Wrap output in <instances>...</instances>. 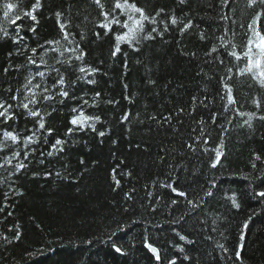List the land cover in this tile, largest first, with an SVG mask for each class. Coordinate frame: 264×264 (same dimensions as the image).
<instances>
[{"label": "trees", "instance_id": "trees-1", "mask_svg": "<svg viewBox=\"0 0 264 264\" xmlns=\"http://www.w3.org/2000/svg\"><path fill=\"white\" fill-rule=\"evenodd\" d=\"M13 2L20 3L22 8L28 4V0H13ZM59 2L60 0H56V3ZM48 3L51 5L52 0H48ZM89 3H78L71 8L70 18L77 32L87 34L92 27L88 21H83L85 15L92 13ZM138 3L148 10L165 4L174 7L172 0H138ZM224 11L236 21V24L232 25L236 34L233 36L229 33L227 39L240 44L243 30L239 29L238 25L247 22L251 10L247 9L246 0H234L233 11L229 12L228 9ZM94 15V13L88 15V20L91 21ZM213 18L216 19L215 23H212V18L206 17L207 23L201 24V29L211 23L212 30L218 31L220 23L225 27L230 24V21H219L215 13ZM41 22L44 24L40 29L42 36L50 39L59 38L55 35L53 20L42 19ZM82 23L86 26H81ZM0 27L10 31L14 27L3 18L2 9H0ZM88 39L92 40L93 37L89 34ZM110 40V37L101 35L90 44L85 41L84 47L89 53L86 61L100 67L101 73L95 77L97 84L84 86L83 93L77 91V95H83L84 99L89 101L85 106L86 114L101 116L102 122L96 127L98 131H105L106 135L99 137L89 130L65 137L64 134L70 126L68 120L72 115L70 107L76 102L70 101L67 106H60L58 101L52 102L48 111L51 112L52 107L57 108V111L47 118V123L54 129L53 137L59 136L68 141L64 152L54 153L51 157L45 156L43 165L39 163L41 159L39 153L30 155L31 162L26 161L29 164L28 169L19 179L9 177L11 168L7 170L0 168V206H4L5 203L9 205L4 213H0V235L11 236L7 229L17 224L22 232V239L12 245L0 240V264H58L77 247L82 252L88 250L89 253H94L91 255L92 264H96L97 260L99 264H155L151 254L143 247L145 229L150 243L172 254L174 250L167 246V242L174 239L180 244L184 242L174 237L171 231L173 225L170 221L180 214V210H185L186 201L184 198H179L180 209L174 211L176 206L169 205L170 200L176 197L172 194L163 196L167 190L158 186L153 187L154 181L165 179L163 174L176 175L169 173L167 165L161 163V157H164L169 164L179 161L182 166L177 173L181 177L180 188L189 193L190 199L198 200L204 197V190L210 187V181L215 178L217 188L211 189L215 196L205 198L207 206L199 213L200 218L207 222V231L204 235H212L223 243L225 240L219 235L223 232L227 236L230 249L239 243L246 244V249L242 252L245 258L244 264H264V199L256 198L252 194L253 190H264V184L261 183L264 180V164L257 162L258 168L261 169L258 173L253 172L250 166L252 152L264 150V139H262L264 124L254 121L252 129L247 125L240 127L247 118L244 117L236 118L231 125L223 119L216 125L211 124L210 121L203 125L206 133H210L209 147H215L220 142L221 124L229 129L224 139L223 151L226 158L222 157V167L210 168L209 155L202 153L199 145L196 153H191L186 147L181 146L185 142H191L189 136L198 135L191 132L192 128H197L195 121L201 117L208 121L209 112L219 108L220 102L214 103L210 109L197 105L198 111L192 112L193 96L203 99L202 92L207 88L209 99H215L216 92L212 84H207L203 74L196 75L199 68L204 67L202 60L194 61L190 55L180 54L182 48L185 53L196 52L198 57L211 59L204 57L209 45L202 44L198 35L193 32H189L186 36L179 33L167 34L168 44L157 45L158 52L167 53L163 57V67L161 60L149 65L155 72L158 86L153 87L151 91H145L146 86L142 78L146 75V69L137 62L139 58L129 49V67L124 69L122 58L113 59L109 55ZM29 44L35 46L32 41H29ZM12 48L10 42L0 39V91L18 86L16 81L20 77L19 72H11L8 75L2 72L3 67L8 64L6 54ZM39 54L44 55L48 64L59 67L56 59L53 58L55 54L51 52ZM14 63H23V60L16 58ZM213 71L217 75L222 74L221 69L215 64L205 67L207 76H212ZM104 72L107 75H104ZM48 83L50 85L51 80ZM125 83L129 85L127 91L123 87ZM235 88L239 93L247 91L240 82L235 84ZM97 91L101 96L94 104ZM129 92L133 94L134 102L124 99ZM109 100L118 103L109 104L107 103ZM181 107L185 108L186 113L191 112L195 119L182 114L180 119H183L184 123L183 125L178 123L177 113ZM242 110L253 109L251 106H246ZM125 112H131L130 122L121 124L119 121ZM169 115L173 117L171 126L163 123V117ZM151 116H156L157 120L153 121L150 119ZM18 126H25L23 118ZM27 127H32V124L28 123ZM113 140L117 141L115 145L112 143ZM42 150L46 153L49 149L44 147ZM176 153L181 155L178 156ZM6 154L10 153L0 152V158ZM81 157L85 161L84 164L79 163ZM122 159L124 164L120 163ZM113 168H117L118 173L132 172L131 176H117L122 186L116 191L112 190ZM45 172L51 175L45 177ZM57 172L61 175L56 176ZM247 173L260 177L255 180L251 189L249 181L243 179V175ZM13 180L15 181L13 188L22 192V196L9 192V184ZM73 180L77 183H72ZM132 188L136 189L133 194L134 200L125 201L124 193ZM148 191H152L154 195L159 193L163 197L155 204L157 209L155 213L144 211V208L152 203L147 197ZM5 192H9L8 202L3 198ZM233 192L241 201L242 206L239 211L232 208L230 201L227 200V196ZM126 207L134 208V213L125 215L122 210ZM8 211L13 213L11 217H6ZM253 213L255 215H252ZM250 215L252 220L249 222L245 241L242 242L241 228ZM129 216L141 223L129 226ZM213 220H216L215 225L212 224ZM114 221H122L125 231H118ZM196 222L195 217L188 220V231H191L190 226ZM212 227H216L218 231L211 232ZM113 231L117 232L113 239L128 250L129 254L126 258L110 252L104 243ZM88 240H92L93 244H86ZM196 248L198 251L190 254L198 257V264H217V262L231 264L222 258L223 254L218 249L213 251L212 241L201 238ZM28 251L33 255H27Z\"/></svg>", "mask_w": 264, "mask_h": 264}, {"label": "snow or ice", "instance_id": "snow-or-ice-1", "mask_svg": "<svg viewBox=\"0 0 264 264\" xmlns=\"http://www.w3.org/2000/svg\"><path fill=\"white\" fill-rule=\"evenodd\" d=\"M78 3H89V0H60L59 3L52 0L51 5H49L48 0H28V4L24 5L23 8L20 3L13 2V0L0 2L3 18L14 26L11 31L5 27H0V39L10 42L13 46L12 50L6 54L8 64L3 67L2 72L4 75L11 72L20 73V77L16 81L18 85L16 88L8 87L4 91H0V152L10 153L0 158L2 160L0 168L6 170L11 168L9 177L19 179L20 175L28 169L29 164L26 161L31 162L30 155L32 154L39 153V157H41L39 163L43 165L45 156L51 157L54 153L64 152L68 141L59 136L53 137L54 129L47 123V118H50L57 111L55 107H52L51 112L48 111L52 102L58 101L60 106H67L70 101L76 102L70 107L72 115L68 120L70 126L64 134L65 137L89 130L99 137L106 135L105 131H98L96 127L102 122L101 116L86 114L85 106L88 105L89 101L84 99L83 95H77V91L83 93L84 86L97 84L95 77L101 73V68L86 61L89 53L85 50L84 44L85 41L89 44L92 43L101 35L111 38L109 55L113 59L122 58L124 69L129 67V49L132 54L139 58L137 62L146 69V75L142 78L146 86L145 91H151L153 87L158 86L155 72L149 65L156 60H161V67H163V57L167 53L158 52L157 45L166 46L168 44L167 34L179 33L186 36L189 32H193L198 35L202 44L209 45L204 57L211 59L198 57L196 52L185 53L182 48L180 54L190 55L194 61L202 60L204 67H200L196 75L201 76L203 74L207 84H212L216 92L215 99H209L207 88L202 92L203 99L193 96L191 100L192 112L198 111L197 105L203 106L204 109H210L214 103L220 102L219 108L209 112L208 121L202 117L195 121L197 128H192L191 132L198 133V135L189 136L188 139L191 142H185L181 146L182 148L186 147L191 153H196L197 145H199L200 151L209 155L210 168L222 167V157H225L224 139L229 133V129L221 124L220 142L215 147H209L210 133H206L203 125L209 121L216 125L221 119L231 125L236 118L244 117L247 118L244 119L240 127L247 125L249 129H252L254 121L264 124V0H246V7L251 10V14L246 23L238 25V28L243 30L240 44L227 39L229 33L235 36L236 33L232 25H235L236 21L232 20L224 9L232 12L234 0H203V2L202 0H172L174 7L165 4L154 6L151 10L140 6L138 0H90L89 7L95 15L91 21L88 20V15L92 13L83 17V21H88L92 25L87 34L77 32L76 26L70 18L71 8ZM213 13L216 14L219 21H230V24L225 27L223 23H220L218 31L212 30L211 23H208L206 28L201 29L200 25L207 23L206 17L212 18V23L216 22ZM42 19L54 21L55 35L59 37L58 39L42 36L40 31L44 27L41 22ZM81 26L86 25L82 23ZM89 34L93 37L92 40L88 39ZM29 41H32L35 46H30ZM176 43L182 42L176 41ZM41 52L55 54L53 58L56 59L59 67L48 64L44 55L39 54ZM16 58H22L23 63H14ZM101 63L104 62L101 61ZM213 64L221 69L222 74L217 75L213 71L212 76H207L205 67ZM103 74L107 75L106 72ZM124 74L127 75V73ZM49 80H51L50 85ZM237 82L245 86L247 91L239 93L235 88ZM123 87L126 91L129 89L127 83ZM100 96V92H95L94 104ZM124 99L134 102L131 92L124 96ZM107 103L116 104L118 101L109 100ZM246 106H251L253 110L243 111L242 109ZM182 114L195 119L191 112L186 113L185 108L181 107L177 113L178 123L181 125L184 123L183 119H180ZM130 116L131 112H125L119 122L121 124L126 121L130 122ZM21 118L25 121L24 127L18 126ZM150 119L157 120L156 116H151ZM172 119L171 115L163 117V123L171 126ZM157 122L159 123V121ZM28 123H31L32 127H27ZM50 137L53 139L50 140ZM84 143L86 144L87 141ZM112 143L115 145L117 141L113 140ZM44 147L49 149L46 153L42 150ZM176 155L180 156L181 153H176ZM257 162L264 164V150L261 152L253 151L250 156L251 169L256 173L261 171ZM79 163H85L83 157L80 158ZM120 163L124 164V160L122 159ZM161 163L167 165L169 173L176 175L163 174L165 179H157L153 182V187L158 186L167 190L163 196L172 194L176 197L170 200L169 205L176 206L174 211L180 209L179 198H184L186 201L185 210H180V214L170 221V224L173 225L171 231L174 233V237L184 243L180 244L175 239L168 241L167 246L174 250L172 254H169L163 248L149 242L147 229H145L143 247L151 254L155 264H178V262L179 264H185V262L198 264V257H193L190 253L198 251L196 245L199 244L201 238L212 241L213 251L218 249L226 261L231 262V264H244L245 258L242 256V252L246 249L245 243H239L230 249L227 244V236L223 232L219 233L225 240L223 243L216 240L212 235H204V232L207 231V222L200 218L199 213L203 212L207 206L205 198H214L215 196L211 190L217 188L215 178L210 181V187L204 190V197L198 200L190 199L189 193L180 188L181 177L177 173L182 166L179 161L169 164L164 157H161ZM117 168L111 170L113 191L122 186L121 180L117 178L118 175H132L130 171L118 173ZM44 175L47 177L51 173L45 172ZM60 175L59 172L56 173V176ZM243 179L249 181V188L251 189L252 184L260 177L247 173L243 175ZM14 183L13 180L9 184V192L13 195L22 196V192L13 188ZM72 183H77V181L73 180ZM261 183L264 184V180ZM135 191L136 189L132 188L125 192L124 200L133 201ZM9 192L3 193L6 202L10 199ZM252 194L256 198L264 199V190H253ZM147 197L152 203L145 207L144 211L145 213H155L157 211L155 204L159 203L163 197L159 193L154 195L152 191L147 192ZM227 200L230 201L231 207L235 210L241 209V201L235 192L227 196ZM8 206V203L0 206V213H4ZM134 211V208L128 207L122 210L125 215L130 212L134 213ZM12 215L11 211L6 213V217ZM252 215L242 225L240 235L242 242L245 241ZM193 217L197 222L192 224L190 226L191 231H188V220ZM129 222V226L141 223L132 219L131 216H129ZM114 223L118 231H125L122 221H114ZM212 224L215 225L216 220H213ZM7 231L11 236L0 235V240L5 244L12 245L15 241L22 239V232L18 224L9 227ZM217 231L216 227L211 228V232ZM116 235V231L111 232L104 243L110 252L126 258L129 254L128 250L113 239ZM85 243L92 245L93 241L88 240ZM92 254L94 253H89L88 250L82 252L77 247L58 264H86V261L87 264H92ZM27 255L32 256L33 253L28 251ZM96 264H99V260L96 261Z\"/></svg>", "mask_w": 264, "mask_h": 264}]
</instances>
